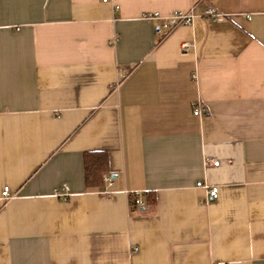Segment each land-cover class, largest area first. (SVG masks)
I'll use <instances>...</instances> for the list:
<instances>
[{
	"label": "crops",
	"instance_id": "0c3cea01",
	"mask_svg": "<svg viewBox=\"0 0 264 264\" xmlns=\"http://www.w3.org/2000/svg\"><path fill=\"white\" fill-rule=\"evenodd\" d=\"M0 264H264V0H0Z\"/></svg>",
	"mask_w": 264,
	"mask_h": 264
},
{
	"label": "built area",
	"instance_id": "2783aa9c",
	"mask_svg": "<svg viewBox=\"0 0 264 264\" xmlns=\"http://www.w3.org/2000/svg\"><path fill=\"white\" fill-rule=\"evenodd\" d=\"M111 0H103V3H109ZM195 7L187 12H181V13H174L171 16L163 17L159 13H154L153 15L149 14L146 15V18L151 20H160L162 21V28L166 30L167 32L182 26H191L195 22ZM203 16L207 19H212L214 21H223L224 18L222 15H220L213 7H208L205 11ZM185 48L188 47V45H184ZM208 111L205 107L198 104L194 109V116L200 117L207 115ZM219 162H215L214 166H219ZM105 183H106V189L102 192L103 195H111V191L109 190L113 186V180L109 176L104 177ZM198 188H204L207 191L208 198L212 200H217L219 196V190L218 188L209 187L208 185L202 183L197 184ZM69 188L65 187L61 189L59 192L56 193V196L64 201L68 200L69 196ZM4 198H11L10 191L8 188L4 189L3 192ZM136 203L140 206L144 205L143 201L141 199H138Z\"/></svg>",
	"mask_w": 264,
	"mask_h": 264
},
{
	"label": "trees",
	"instance_id": "16d2710c",
	"mask_svg": "<svg viewBox=\"0 0 264 264\" xmlns=\"http://www.w3.org/2000/svg\"><path fill=\"white\" fill-rule=\"evenodd\" d=\"M86 187L89 190H98L105 185V176L110 174L109 157L106 152H88L84 155ZM156 203L154 193L146 194L145 205L153 208Z\"/></svg>",
	"mask_w": 264,
	"mask_h": 264
}]
</instances>
